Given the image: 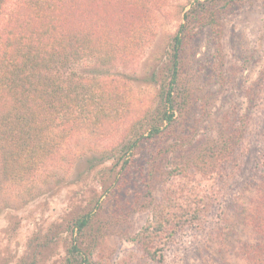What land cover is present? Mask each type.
<instances>
[{
  "label": "rangeland",
  "instance_id": "obj_1",
  "mask_svg": "<svg viewBox=\"0 0 264 264\" xmlns=\"http://www.w3.org/2000/svg\"><path fill=\"white\" fill-rule=\"evenodd\" d=\"M21 1L0 0V15ZM145 1L147 26L128 59L82 57L57 70L67 82L94 77L120 88L126 102L104 131L79 126L44 162L13 171L0 139V264L75 263L74 237L93 264H264V0H200L214 22L194 20L173 120L150 139L159 104L151 74L166 78L170 40L194 0ZM158 203L180 207L169 216ZM151 212L170 224L144 233ZM87 213L88 226L73 234Z\"/></svg>",
  "mask_w": 264,
  "mask_h": 264
},
{
  "label": "trees",
  "instance_id": "obj_2",
  "mask_svg": "<svg viewBox=\"0 0 264 264\" xmlns=\"http://www.w3.org/2000/svg\"><path fill=\"white\" fill-rule=\"evenodd\" d=\"M148 6L145 0H22L9 17L0 15V139L6 141L7 170L13 171L19 162L22 165L30 162V167L35 162H44L65 136L79 126L87 125L97 133L98 129L105 130L119 105L126 102L120 88L99 86L94 77L67 82L57 70L82 57L95 58L103 65L128 59L138 33L147 26ZM211 6L200 0L190 3L170 40L166 78L158 79L155 73L151 74V80L159 85V104L154 123L145 131L149 139L161 132L164 123L173 120L181 48L194 20L212 26ZM18 108L24 112L21 118L16 115ZM142 134L130 140L128 150L140 146ZM228 148L231 146L220 147L225 151ZM218 152L215 157L221 154ZM125 153L118 160L126 165L127 159H122ZM210 186L212 196L215 188ZM167 198L173 203L171 194ZM158 205L169 216L175 214V207H180V204ZM186 212L182 211L184 218ZM197 213L195 207L189 217ZM151 214L155 223L143 226L144 233L153 228L162 230L166 223L170 224L163 216L156 219ZM89 219V213L75 218L71 225L73 234L81 233ZM74 238L68 253L78 258L70 263L93 264L92 253L79 245L78 237Z\"/></svg>",
  "mask_w": 264,
  "mask_h": 264
}]
</instances>
